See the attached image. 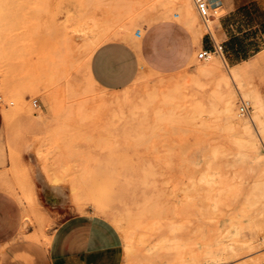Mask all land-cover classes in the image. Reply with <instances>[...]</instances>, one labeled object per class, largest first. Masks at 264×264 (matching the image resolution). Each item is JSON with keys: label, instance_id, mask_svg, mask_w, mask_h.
<instances>
[{"label": "rangeland", "instance_id": "obj_1", "mask_svg": "<svg viewBox=\"0 0 264 264\" xmlns=\"http://www.w3.org/2000/svg\"><path fill=\"white\" fill-rule=\"evenodd\" d=\"M180 10V0H0V194L20 206L18 233L0 246V264H48L56 225L50 211L60 219L110 220L98 207L132 223L124 230L113 223L123 239L120 264H258L264 185L252 158L264 163V104L256 89L264 83V55L231 67L213 54L219 70L209 76L203 68L211 60L196 53L173 74L141 70L120 91L101 89L88 76L94 41L136 46L130 32L163 19L193 32L181 17H153ZM234 69L227 112L215 82ZM240 97L249 116L239 112ZM238 119L255 135V153L236 140ZM237 239L255 247L226 260L222 247Z\"/></svg>", "mask_w": 264, "mask_h": 264}, {"label": "crops", "instance_id": "obj_2", "mask_svg": "<svg viewBox=\"0 0 264 264\" xmlns=\"http://www.w3.org/2000/svg\"><path fill=\"white\" fill-rule=\"evenodd\" d=\"M211 1L222 11L211 32L195 36L185 24L163 19L147 26L136 46L123 40L99 45L88 61V73L95 85L107 91H120L141 70L173 74L187 67L196 53L211 50L213 42L222 45L221 57L231 67L253 64L264 55V0ZM256 89L264 103V83L256 84ZM3 130L0 113V136ZM50 213L56 225L48 264H120L123 239L109 219L88 214L60 219L57 213ZM19 215L20 206L14 198L0 194V246L17 235Z\"/></svg>", "mask_w": 264, "mask_h": 264}, {"label": "bare ground", "instance_id": "obj_3", "mask_svg": "<svg viewBox=\"0 0 264 264\" xmlns=\"http://www.w3.org/2000/svg\"><path fill=\"white\" fill-rule=\"evenodd\" d=\"M180 7H181V10L179 11V12H172V11H163V12H161V13H158V14H154L153 15V17H155V18H157V17H163V18H166V17H181V18H183L190 26H191V28H192V30H193V34L195 35V36H199V34H200V32H199V29H198V27H197V25H196V16H195V13H194V11H193V8H192V5L189 3V1L188 0H180ZM201 25V24H200ZM64 29H65V27H64ZM65 31V30H64ZM120 31V30H119ZM107 32V31H106ZM142 30L141 31H135V32H130L131 33V38H132V41H133V43L134 44H137V42H138V40H139V38H140V36H141V34H142ZM117 33H118V29H114V30H110V34L111 35H114V36H116L117 35ZM119 35H121L120 33H119ZM122 35H124V34H122ZM107 36V35H106ZM105 36V37H106ZM119 37V36H118ZM84 38V37H83ZM102 38V37H101ZM107 39H109V38H107ZM103 41V40H102ZM126 41V40H125ZM100 42L101 41H94V43H93V45L91 46V48H90V50H89V52L91 51V52H93L94 50H95V48L100 44ZM85 44V43H84ZM91 55V54H90ZM211 58H212V55H208L205 59L206 60H211ZM248 62V61H247ZM218 60H217V62H216V60L214 61V60H211V61H209V63L207 64V65H205V67L203 68V71H204V73H206L207 75H209V76H214V75H216V74H218V70H219V67H218ZM220 66V65H219ZM239 66V65H238ZM246 65H244V67H245ZM243 68H241L240 69V71L242 70ZM89 71V70H88ZM223 72H225V71H223ZM141 73V72H140ZM225 75V74H224ZM88 76H89V78H90V80L93 82V83H95L94 81H93V79L90 77V75L88 74ZM238 77V69H234L233 71H232V73H229V76L228 77H226V76H220L219 78H218V80H216V91H217V93L221 96V98H222V100H223V102H224V104H225V109L227 110V112H228V110H229V108H230V106L233 104L232 103V101H231V89H230V82H233V80L235 79V78H237ZM88 78V79H89ZM89 80V81H90ZM90 81V82H91ZM91 82V83H92ZM166 82V81H165ZM168 82V81H167ZM197 82V81H196ZM189 83V82H188ZM187 83V84H188ZM199 83V82H198ZM199 85V84H198ZM160 88V87H159ZM178 89V88H177ZM190 89V88H189ZM200 89V88H199ZM172 90H174V89H172ZM171 90V91H172ZM179 91H181V90H179ZM173 93H174V91H173ZM122 94V93H121ZM179 94V93H178ZM195 94V93H194ZM177 95V94H176ZM127 96V95H126ZM145 96V95H144ZM146 96H147V94H146ZM150 95H148L147 97L148 98H150L149 97ZM154 96V95H153ZM153 96H152V98H153ZM116 97V96H115ZM130 97V96H129ZM156 98H157V96H155ZM154 97V98H155ZM164 97V96H163ZM162 98V97H161ZM147 99V98H146ZM130 100H132V98H130ZM145 100V99H144ZM143 100V101H144ZM161 100V99H160ZM162 100H163V98H162ZM164 100H166L165 99V97H164ZM252 100H254V99H252ZM256 100V99H255ZM122 101V100H121ZM120 101V102H121ZM146 101V100H145ZM149 101V100H148ZM167 101H169V97L167 98ZM110 102V101H109ZM119 102V100L117 101V103ZM123 102V101H122ZM147 102V101H146ZM158 102H159V100H158ZM126 103V102H125ZM128 103V102H127ZM145 103V102H144ZM254 103H255V105H254V107H255V117L257 118L258 116H257V110L259 111V109H260V107H261V105H260V103H259V101H254ZM264 104V103H263ZM127 105V104H126ZM258 105V106H257ZM235 110V109H234ZM260 112V111H259ZM226 113V112H225ZM228 114V113H227ZM232 114V113H231ZM233 115V114H232ZM235 115L236 116H238L237 115V113H235ZM235 115H233V116H235ZM252 120V119H251ZM234 121H236V120H234ZM238 125H239V127H240V130H239V132H238V139H236L237 141H239V143L240 144H242V145H244L245 147H247V150L249 149V150H252L254 153H255V151L257 150V144H259V143H257V141H256V137H255V135L253 134V132L251 131V128H250V126L248 125V123L246 122V121H240L239 119H238V121L236 122ZM261 140V139H260ZM259 141V140H258ZM262 142V141H261ZM259 146V145H258ZM241 147V146H240ZM242 148V147H241ZM244 148V147H243ZM246 149V148H245ZM253 153V154H254ZM260 153V152H259ZM241 156V155H240ZM239 156V157H240ZM259 156L260 155H256L255 154V156L252 158V159H254V161L258 164V165H260L261 166V174H262V177H261V181H262V184L264 185V163H263V161L261 160V158H259ZM262 156V155H261ZM264 156V155H263ZM242 157V156H241ZM240 157V158H241ZM250 159V158H249ZM251 159V160H252ZM253 164V163H252ZM131 186H129V188H130ZM143 188V187H142ZM141 188V189H142ZM263 188H264V186H263ZM132 190V189H131ZM147 190V189H146ZM13 191V190H12ZM130 191V190H129ZM135 191V190H134ZM263 193V192H262ZM127 194V193H126ZM128 195V194H127ZM154 195V194H153ZM263 195H264V193H263ZM128 197V196H127ZM133 197V196H132ZM137 197V196H136ZM138 197H139V194H138ZM141 198H142V196H141ZM141 198H140V200H141ZM138 199V198H137ZM136 199V200H137ZM153 200H154V198H152ZM99 200V199H98ZM147 201V200H146ZM99 202H100V200H99ZM128 202V201H127ZM150 202V201H149ZM148 203V202H147ZM97 204V203H96ZM147 205V204H146ZM151 205V204H150ZM141 205H139V207H140ZM97 207V206H96ZM95 207V208H96ZM144 207H145V205H144ZM146 208H149V206L147 207L146 206ZM143 209V208H142ZM145 209V208H144ZM157 209V208H156ZM155 209V210H156ZM96 210V209H95ZM97 210H98V212H100L101 214H103V215H106V216H108L109 218H110V220L112 221V223H114L115 225H117L120 229H122V230H124L125 228H127L128 227V224H130L131 223V221H124V219L122 220V217L121 216H118L117 214H115V213H113V212H109L107 209H105V208H102V207H98L97 208ZM110 210V209H109ZM129 211V210H128ZM138 210L136 209V212H137ZM139 211H141L140 209H139ZM138 211V212H139ZM153 211H154V209H153ZM157 211V210H156ZM160 211H161V207H160ZM26 212H28V211H26ZM116 212H118V211H116ZM126 212V211H125ZM135 212V213H136ZM158 212H159V208H158ZM124 213V212H123ZM143 213V212H142ZM161 213H162V211H161ZM130 214V213H129ZM137 214V213H136ZM144 214V213H143ZM147 214H148V212H147ZM120 215V214H119ZM149 215V214H148ZM26 216V215H25ZM102 216V215H101ZM126 216H130V215H127V213H126ZM29 217V216H28ZM144 218H145V214H144ZM155 218V217H154ZM24 219V218H23ZM26 219V218H25ZM106 219V218H105ZM128 219V218H127ZM151 220L153 219V217L152 218H150ZM129 220H130V218H129ZM138 220V219H137ZM136 219L134 220V222L135 221H137ZM148 219H146V220H144L145 222L147 221ZM140 222H141V220H139ZM139 221H137L138 222V224L140 223ZM130 222V223H129ZM151 221H147V224H149ZM132 224V223H131ZM130 224V225H131ZM133 226H134V224H133ZM148 227H150V226H148ZM47 240H48V238H47ZM47 243V242H46ZM253 243L252 242H250V241H241V240H234V241H232V242H230V243H228V244H226V245H224L223 247H222V250H221V255H223V256H225V259L227 260V259H229V258H233V257H236V256H238V255H240V254H242V253H249V251L251 252L252 251V249H253ZM255 247V246H254ZM193 257V256H192ZM192 257H191V259H192ZM195 259H196V257H195ZM234 259V258H233ZM190 260V259H189ZM193 260V259H192ZM192 260H190V261H192ZM197 261H198V258H197ZM194 262V263H197L198 264V262L200 263V260L198 261V262ZM255 261H258V264H264V255H262V256H260V257H257V259L255 260ZM183 262H185V260L183 261ZM187 263H188V261H186ZM166 263H168V262H166ZM247 263V262H246ZM171 264H173V262H171ZM192 264H193V262H192ZM245 264V263H244Z\"/></svg>", "mask_w": 264, "mask_h": 264}, {"label": "built area", "instance_id": "obj_4", "mask_svg": "<svg viewBox=\"0 0 264 264\" xmlns=\"http://www.w3.org/2000/svg\"><path fill=\"white\" fill-rule=\"evenodd\" d=\"M193 5L205 26L207 32H211V22L219 16V7L214 4L211 0H192ZM222 53V45L220 43L213 42V47L211 50H204L197 54V58L203 59L208 55H219ZM34 106H37V102H33ZM251 111V106L249 102L240 97L239 100V112L243 116H249Z\"/></svg>", "mask_w": 264, "mask_h": 264}]
</instances>
